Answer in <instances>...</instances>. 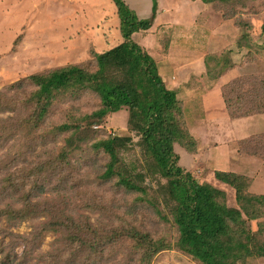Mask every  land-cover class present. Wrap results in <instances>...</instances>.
Returning <instances> with one entry per match:
<instances>
[{"label":"trees","instance_id":"trees-1","mask_svg":"<svg viewBox=\"0 0 264 264\" xmlns=\"http://www.w3.org/2000/svg\"><path fill=\"white\" fill-rule=\"evenodd\" d=\"M112 1L118 15L114 30L120 31L115 46L92 51L88 62L62 65L22 79L11 86L13 95L0 93V113L10 114L0 120V149L7 148L15 157L14 165L0 171V253L7 260L0 264L19 263L21 245L32 253L44 234L64 229V242L49 249L55 264L57 259L60 264H131L103 260L106 252L128 241L139 255L138 261L145 263L173 248L197 264H264V194L251 191L254 179L230 171L214 172L218 182L235 191L232 206L226 190L199 181L191 168L179 164L176 146L191 154L197 150V141L186 125V112L190 120L200 122L204 111L199 99H178L160 74L159 54L155 56L133 39L154 26L157 1L152 16L145 19L126 0ZM191 1L213 3L232 19L237 7L254 0ZM239 25L245 27L242 22ZM169 30L164 33H171ZM247 37L242 33V40ZM160 40L166 56L169 40ZM225 63L222 54L205 57L204 71L210 81L226 73ZM253 81L241 79L221 89L231 119L264 113V77ZM246 85L251 86L248 93L243 92ZM62 103L69 108L60 111L61 123L48 133L45 127L51 117L58 116L56 109ZM125 109L126 127L119 134L105 136L104 130L95 128ZM247 148L241 143L239 155L256 157ZM104 158V169L96 178L102 183L114 182V214L121 216L107 233L99 234L88 223L77 225L66 210L69 207L71 212L73 200L76 206L79 201L88 209L100 207L97 192L89 189L94 185L93 171L88 167L82 171V162ZM75 189L80 191L75 193ZM68 191L78 194V201L72 196L63 205L51 199L57 208L50 211L53 202L48 193L58 200L59 194L66 197ZM140 210L165 221L171 226L168 229L175 228V234L154 236L126 224L125 218H134ZM44 214L49 220L36 226L35 233L23 236L13 230L19 222L38 220Z\"/></svg>","mask_w":264,"mask_h":264},{"label":"rangeland","instance_id":"rangeland-1","mask_svg":"<svg viewBox=\"0 0 264 264\" xmlns=\"http://www.w3.org/2000/svg\"><path fill=\"white\" fill-rule=\"evenodd\" d=\"M126 1L131 2V8L139 18L152 16L154 0ZM156 1L158 15L154 26L150 31L136 33L133 39L147 51L154 52L155 56L159 54L157 64L160 74L167 86L177 92L178 99L183 102L199 99V105L204 111L200 122L190 120L189 112H186V125L197 141V150L191 154L176 146L179 164L186 170L191 168L199 181L209 182L226 190L228 203L232 206L236 204L235 191L215 179L216 170L223 168L237 174H248L254 179L252 192L264 194V113L238 120L231 119L221 94L224 86H232L237 80L248 79L254 82V79L264 77V0L247 1L245 6L236 8L232 19L221 8L215 9L216 5L213 3L191 0ZM240 22L245 27L241 28ZM117 23V9L112 0H0V93L13 95L11 86L22 79L62 65L88 62L92 58V51L115 46V35L120 33L114 30ZM160 26L164 28L161 30L158 28ZM165 28H169L171 33H164ZM242 33H247L248 37L242 40ZM164 38L169 40L166 56L162 54L164 45L160 40ZM216 54H222L228 69L219 79L210 81L204 71V59ZM250 89L251 86L246 85L243 92L248 93ZM244 97L248 98V95ZM68 108V103L57 107L58 116L51 117L45 127L48 128V133L61 123L60 111ZM9 115L0 113V120ZM127 118L128 111L125 109L107 118L103 126L95 128L104 130L105 136L119 134L118 130L126 127ZM60 142L58 138L56 143L60 145ZM241 143H245L247 151L251 154L254 152L256 157L239 155ZM4 154L5 157L0 161L1 172H5L15 162V157L7 148L0 149V157ZM249 159H257L258 164H249L252 167L250 173L242 169ZM105 162V158L93 163L89 160L82 162V171L87 167L93 171L94 185L89 189L97 192L96 199L103 209L86 208L78 201V194L73 195L70 191L65 193L66 197L59 194L58 200L57 196L48 193L49 201L55 199L63 205H67L68 199L73 196L78 205L73 200L71 212L69 207L66 212L75 218L77 225L86 226L88 223L99 234L107 233L113 226V221L121 216L114 214L112 201L117 191L114 182L102 183L96 178L102 173V164ZM255 169V173L251 174ZM153 187L156 188L155 184ZM73 191L77 193L80 190ZM51 203L50 211L57 208L54 200ZM164 211L167 213L165 209ZM47 220L49 215L47 217L44 214L38 220L19 222L13 230L23 236L30 235L35 233L33 231L36 226ZM125 221L131 227L154 236L175 234V228L168 229L169 225L165 221L145 210H140L134 218L126 217ZM65 236V229L44 234L32 253L21 245L17 249L19 263L15 261L13 264H55L49 249L54 244L64 242ZM169 239L174 242L173 238ZM120 244L112 252H106L103 260L131 264L137 262L139 255L133 253L135 248L132 242ZM2 260L7 261L6 256L0 253V262ZM97 260L99 262L100 255ZM63 262L66 261L63 259ZM56 264H60L58 259ZM136 264L197 263L172 248L159 252L146 263L138 261Z\"/></svg>","mask_w":264,"mask_h":264},{"label":"crops","instance_id":"crops-1","mask_svg":"<svg viewBox=\"0 0 264 264\" xmlns=\"http://www.w3.org/2000/svg\"><path fill=\"white\" fill-rule=\"evenodd\" d=\"M128 4H129V6L131 7V2H129ZM161 76H162V75H161ZM237 120H238V119H237ZM237 120H234V121H237ZM254 158H255V157H254ZM256 160H257V159H256ZM256 160L249 159V162H246L245 165H243V167H244V168H242L243 171H246V172H249V173H250V168H252V167H250L249 164L251 163V165H258ZM257 168H258V166H257ZM257 168H256V169H257ZM232 169H233V168H232ZM256 169H255L251 174H254L255 171H256ZM257 170H258V169H257ZM221 171H225V170L222 168ZM230 172H232V171H230ZM245 175L250 176V175H248V174H245ZM250 177H251V176H250ZM211 182H212V181H211ZM253 184H254V183H253ZM253 184H252V185H253ZM251 191H252V188H251Z\"/></svg>","mask_w":264,"mask_h":264}]
</instances>
